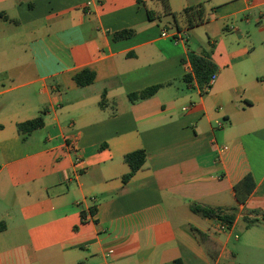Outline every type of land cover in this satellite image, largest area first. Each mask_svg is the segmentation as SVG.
<instances>
[{
  "label": "crops",
  "instance_id": "obj_1",
  "mask_svg": "<svg viewBox=\"0 0 264 264\" xmlns=\"http://www.w3.org/2000/svg\"><path fill=\"white\" fill-rule=\"evenodd\" d=\"M205 51L201 90L184 77ZM239 244L264 251V0H0V264H235Z\"/></svg>",
  "mask_w": 264,
  "mask_h": 264
},
{
  "label": "trees",
  "instance_id": "obj_2",
  "mask_svg": "<svg viewBox=\"0 0 264 264\" xmlns=\"http://www.w3.org/2000/svg\"><path fill=\"white\" fill-rule=\"evenodd\" d=\"M165 1V0H164ZM190 26L193 24V21L196 19H200V13L194 12L190 13L186 11ZM151 19L153 16L149 13ZM134 34L133 30H124L116 34V38L125 39L129 38ZM189 59L192 65V74H188L184 77V80L192 84L196 81L201 90H205V88H210V82L212 78L216 75L217 67L212 60L211 52L205 51L202 54L198 55L193 52L190 53ZM94 76L91 72L84 71L76 77V81L79 85H88L92 83ZM162 85L153 86L147 88L139 93L131 94L129 98L132 101L140 100V99H148L154 96L160 89ZM44 125L43 116H40L34 120L22 123L18 125V131L22 134L31 133L35 130L42 128ZM146 152L144 150H138L127 154L125 156V162L130 166V173L124 177V181H129L140 169H142L146 163ZM256 188V181L252 174H248L245 176L239 183H237L234 187V191L236 194L237 201L241 204L246 203ZM192 212L197 215H200L205 218L214 219L225 224L229 229L235 223L237 217V209L234 208L229 211H225L223 209H214L211 207L202 206L197 203H193L190 206ZM202 237V236H201ZM176 264H183L180 260L176 261Z\"/></svg>",
  "mask_w": 264,
  "mask_h": 264
},
{
  "label": "rangeland",
  "instance_id": "obj_3",
  "mask_svg": "<svg viewBox=\"0 0 264 264\" xmlns=\"http://www.w3.org/2000/svg\"><path fill=\"white\" fill-rule=\"evenodd\" d=\"M242 225L243 222L238 225V230H241ZM237 249L239 255L235 264H264V251L244 247L241 244Z\"/></svg>",
  "mask_w": 264,
  "mask_h": 264
},
{
  "label": "built area",
  "instance_id": "obj_4",
  "mask_svg": "<svg viewBox=\"0 0 264 264\" xmlns=\"http://www.w3.org/2000/svg\"><path fill=\"white\" fill-rule=\"evenodd\" d=\"M163 37L171 38L175 44L184 43L187 41L188 38V30L186 29H177L172 32L169 31H163L162 33ZM215 79V77L212 78L211 82ZM93 217L89 216L87 218L88 221L92 220ZM227 227L225 225H220V230L224 231Z\"/></svg>",
  "mask_w": 264,
  "mask_h": 264
}]
</instances>
